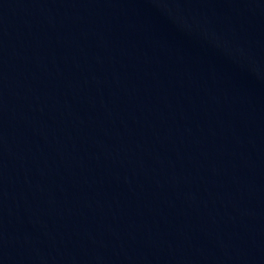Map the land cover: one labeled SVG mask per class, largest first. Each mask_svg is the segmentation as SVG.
Here are the masks:
<instances>
[{
  "label": "water",
  "instance_id": "water-1",
  "mask_svg": "<svg viewBox=\"0 0 264 264\" xmlns=\"http://www.w3.org/2000/svg\"><path fill=\"white\" fill-rule=\"evenodd\" d=\"M0 264H264V0H0Z\"/></svg>",
  "mask_w": 264,
  "mask_h": 264
}]
</instances>
